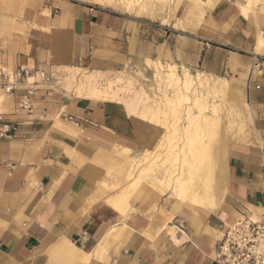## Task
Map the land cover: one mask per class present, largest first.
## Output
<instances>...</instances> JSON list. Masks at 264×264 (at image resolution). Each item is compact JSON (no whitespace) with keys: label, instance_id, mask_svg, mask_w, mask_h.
I'll return each mask as SVG.
<instances>
[{"label":"crops","instance_id":"0c3cea01","mask_svg":"<svg viewBox=\"0 0 264 264\" xmlns=\"http://www.w3.org/2000/svg\"><path fill=\"white\" fill-rule=\"evenodd\" d=\"M254 2L244 17L247 0H191L165 13L166 22L69 3L63 25L17 48L24 54L11 71L53 80L32 75L0 95V115L13 128L0 136V264H212L226 226L259 213L262 202L264 45H255L264 0ZM171 67L178 77L225 80L229 106L243 112L244 138L226 137L212 172L221 187L198 204L175 196L159 175L126 181L131 160L152 143L140 140L145 124L126 96H77L54 81L128 70L142 74L144 89ZM26 97L31 110L22 108Z\"/></svg>","mask_w":264,"mask_h":264},{"label":"rangeland","instance_id":"374dc122","mask_svg":"<svg viewBox=\"0 0 264 264\" xmlns=\"http://www.w3.org/2000/svg\"><path fill=\"white\" fill-rule=\"evenodd\" d=\"M189 1L191 0H0V72L9 75L20 68L26 70L27 73L22 75L16 85L23 84L32 75L39 76L44 82H51L53 78L45 71L20 66L11 71L12 65L19 54H24L17 48L35 46L38 31H48L49 26L55 22L57 25H63L61 11L66 10L63 7L69 3L94 9L101 8L117 14H130L147 21L158 22L161 19L162 22H166L165 13L171 9L173 11L174 8L185 7ZM249 5H255V2ZM171 70L172 67L167 72L156 71L151 77L150 87L149 82L143 80L148 84L144 89L141 80L138 79V76L142 78V74L139 71L130 73L128 70L114 76L113 79H103L99 73L82 71L79 74L73 72L60 74L54 81L59 88L65 91L72 90L77 96L86 94L89 97L106 99H115L118 95L126 96L130 104L127 107L128 111L145 124L140 140L144 141L148 137L152 139L151 145L144 142L141 150L131 160L126 181H132L136 175L135 184H139L159 175L160 183L163 184L166 178V186L172 187L173 194L183 200L174 192L175 179L190 176L196 185L205 180L202 176L198 177L199 173L193 165L195 163L189 151V136L193 135L194 130H197L201 137L194 138V142L191 143L193 148L197 147L199 140L202 142L207 140L203 136L204 124L200 123L201 114L215 118L220 132L226 125L235 130L233 133L238 131L242 133L245 127L242 124L243 129L237 130L236 126L231 124L232 121H239V117L228 104L225 91L227 84L210 81L199 75L190 76L188 73L178 77L174 72L178 77L176 84L170 75ZM186 77H190L188 90H185L182 82ZM31 80L29 79V83ZM4 93L9 92H5L0 86V95ZM169 99L177 104H169ZM25 100L30 104L28 97L23 101ZM31 108L30 104L28 110ZM191 115L196 116L191 118ZM29 120H34V117ZM4 124L12 125V122L4 120L0 115V128ZM144 168L145 172H141ZM121 196L126 199L125 195Z\"/></svg>","mask_w":264,"mask_h":264},{"label":"bare ground","instance_id":"6f19581e","mask_svg":"<svg viewBox=\"0 0 264 264\" xmlns=\"http://www.w3.org/2000/svg\"><path fill=\"white\" fill-rule=\"evenodd\" d=\"M247 1H248V3L246 5H248V6H240V11L244 15V17L247 14V8L250 6L249 4L254 3V0H247ZM263 45H264V37H262L261 34H259L257 36V43L255 46H257L258 48L259 47L261 48V46H263ZM170 75L173 79H175V83L177 84L178 83V77H176L174 70H171ZM185 75H186V73H185ZM182 82H183V86H184L185 90H188V87L190 85V77H186L185 81H182ZM220 82L222 84H227V82L225 80H221ZM182 99H184V98H182ZM179 100L180 99L178 98L177 103H179ZM168 103L169 104H177L171 99H169ZM243 109H245V108H243ZM235 113H237V116L239 117V121H232L231 124H234L236 126L237 130H239V129L241 130V129H243V127H242L243 126L242 125L243 124V122H242L243 112L240 110H236ZM195 116L196 115H194V116L191 115V118H195ZM238 117H237V119H238ZM200 123L204 124L203 127H205V134L203 133V136L206 137L207 140L205 142H202L199 140L197 143V147L193 148L192 147L193 145H191V143L194 142V140H195L194 138H200L201 137L198 134V131L194 130L193 135L189 136V151L191 153L193 163H195L193 165H194L195 169L197 170V172L199 173L198 177L202 176L203 178H205V180H202L200 182V184H198V185L195 184L194 180H192V177H190V176H188L186 178H177L174 180V192H176L178 196H181V198L183 199L184 202L190 201L192 203H197V204L200 203V197L203 198L201 196L202 194H203V196H205L206 193L209 190H211L212 188L217 189V188L221 187V184L216 182V179L214 180L212 178V174L215 173V168L219 167V164L222 160V155L224 152V143H226L225 142L226 137L231 136L233 139L234 138L238 139L240 137L244 138L243 136H245L243 131H242V133L239 131H238V133H233V132H235V130H231L230 127L227 125L224 126V130H222L220 132V130L217 127L216 119L209 116V115L201 114ZM247 137H248V135H247ZM220 168H222V167H220ZM141 172H145V168L142 169ZM120 199L122 201H125L124 200L125 197L120 196ZM118 203H114L113 205L120 206V204L123 202L120 201Z\"/></svg>","mask_w":264,"mask_h":264},{"label":"built area","instance_id":"2783aa9c","mask_svg":"<svg viewBox=\"0 0 264 264\" xmlns=\"http://www.w3.org/2000/svg\"><path fill=\"white\" fill-rule=\"evenodd\" d=\"M27 71L20 68L14 74L5 75L0 72V86L5 92L14 89L18 80ZM42 79L44 73H41ZM46 80V79H45ZM258 86H256L257 88ZM28 101H23V107L30 109ZM74 122L71 116L66 117ZM12 126L4 124L0 128V136L9 135ZM262 202L259 213L252 214L226 226L217 239V246L212 264H264V171L262 172Z\"/></svg>","mask_w":264,"mask_h":264}]
</instances>
